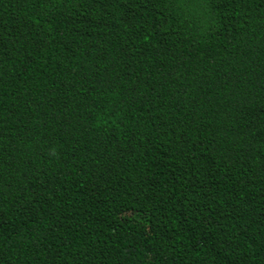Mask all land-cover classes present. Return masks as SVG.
<instances>
[{
    "label": "trees",
    "instance_id": "1",
    "mask_svg": "<svg viewBox=\"0 0 264 264\" xmlns=\"http://www.w3.org/2000/svg\"><path fill=\"white\" fill-rule=\"evenodd\" d=\"M0 264H264V0H0Z\"/></svg>",
    "mask_w": 264,
    "mask_h": 264
}]
</instances>
